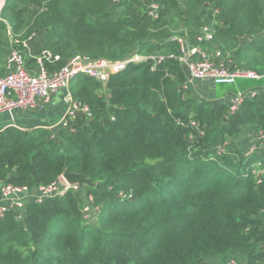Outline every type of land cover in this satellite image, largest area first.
Listing matches in <instances>:
<instances>
[{"label":"trees","instance_id":"obj_1","mask_svg":"<svg viewBox=\"0 0 264 264\" xmlns=\"http://www.w3.org/2000/svg\"><path fill=\"white\" fill-rule=\"evenodd\" d=\"M212 8L221 22L213 43L234 69L264 74V0H3L0 75L8 31L43 33L42 49L59 57L50 70L76 56L145 59L111 76L106 97L99 82L77 75L70 93L92 117L73 131L0 133V181L32 189L79 173L99 182L82 192L100 210L96 224L85 222L81 191L70 189L29 202L22 217L7 211L0 264H209L238 255L236 264H264V176L252 175L264 153L230 157L235 165L209 157L245 129L264 135V92L230 112L226 101L184 89L183 68L167 58L179 53L175 33L191 38Z\"/></svg>","mask_w":264,"mask_h":264},{"label":"built area","instance_id":"obj_2","mask_svg":"<svg viewBox=\"0 0 264 264\" xmlns=\"http://www.w3.org/2000/svg\"><path fill=\"white\" fill-rule=\"evenodd\" d=\"M117 2L118 0H112V3ZM158 9L157 4L151 3L146 8V12L150 18L155 19L158 15ZM206 17L209 18V23L200 26L191 38L187 35L185 37L173 36L171 38V41L178 44L179 53L177 56L170 55L167 58L174 59L179 63L189 83L200 80L216 87L222 85L233 86L239 80H247L262 83L260 90L264 92V74L258 75L254 72L230 67L227 63L230 54L221 46L213 43V28L218 25L215 20L219 18V11L216 8H212ZM36 37L37 34H32L23 38L8 31V51L3 65V73L0 75V114L14 109L42 111L53 95L59 92H66L64 101L68 105V110L63 121V127L69 131H73V122L78 117H83L84 121L92 117L89 108L74 100L70 93L71 83L77 75L89 76L105 88L111 76L125 70L130 63H137L145 59V57L138 54L131 55L121 61L90 60L87 57L76 56L59 69L50 70L48 65H54L59 60V57L44 49L34 53L31 42ZM152 59L161 61L163 57L157 56ZM30 61L35 64L33 67H30ZM183 88H186V84L183 85ZM257 92L258 90L252 93L236 94L229 102V111L235 112L238 110L245 98H250ZM254 137L259 140L258 148L263 154V133L255 132ZM258 166L260 171L255 178L260 181L264 176V167L258 163L254 169ZM28 189L25 186H14L11 184L0 187V194L3 198H14L7 208H0V219L7 211L14 212L18 217H22L29 202L22 200L21 195ZM37 189L40 196L35 202H41L47 197H63L70 190L61 177L49 185L39 186ZM72 190L77 192L76 187L72 188ZM81 197L84 200L81 214L85 219L84 221L89 223L90 219L88 220V218L94 212H92L93 199L92 196H88L82 191ZM236 263L238 261L232 258L222 262V264Z\"/></svg>","mask_w":264,"mask_h":264},{"label":"crops","instance_id":"obj_3","mask_svg":"<svg viewBox=\"0 0 264 264\" xmlns=\"http://www.w3.org/2000/svg\"><path fill=\"white\" fill-rule=\"evenodd\" d=\"M3 1V0H2ZM45 35L43 33L37 34V37L35 40L31 42V47L33 52H37L38 50L42 49V46L44 44ZM5 61V60H4ZM234 58L230 55L228 57V65L230 67L233 66ZM30 67H33L35 64L33 61H30ZM247 81V80H242ZM186 89L193 92V89L191 88V85L193 84L195 86L196 83L194 82H187L186 81ZM184 84V85H185ZM203 86L213 87L208 82H201ZM249 88L246 90H241V86L237 83L236 86H234L235 93L236 94H244L250 92V89H256L259 90L262 86V83L251 81L249 82ZM105 90V88H104ZM66 95V92H59L55 95H53L49 102L45 105L44 109L42 111H36V110H10V111H4L0 114V133L6 130L7 128H15L20 130L21 132L28 133L33 130H48L52 134H56V132L63 127V121L66 117V113L68 110V105L64 101V97ZM105 95L107 96V91H105ZM225 101V100H224ZM83 117H78L76 121L73 122V125H75L78 122H82ZM251 135H254L251 133ZM7 183L5 181H0V187L3 185H6ZM40 196V193L37 188L28 189L24 194L21 195L22 200H26L27 202L35 201ZM13 197L9 199H5L0 194V208H7L10 203L12 202Z\"/></svg>","mask_w":264,"mask_h":264},{"label":"rangeland","instance_id":"obj_4","mask_svg":"<svg viewBox=\"0 0 264 264\" xmlns=\"http://www.w3.org/2000/svg\"><path fill=\"white\" fill-rule=\"evenodd\" d=\"M2 4H3V1L0 0V9L2 7ZM148 6H150V4ZM215 23L219 24L220 18L216 19ZM184 32H185V34H187L186 31H184ZM175 34L179 35L180 33L178 31ZM140 56H143V54ZM193 82L196 84H195V86L192 84L191 88L193 89L195 95H197L201 98L209 99V100H217V99L225 100L229 104L230 100L232 98H234V96H235L234 95V93H235L234 86H236L238 83L241 86V88H240L241 90H245V89L247 90L250 86L249 82H251V81L239 80L233 86L222 85V86H216V87H211V88L208 86H205V85L203 86L202 84H200L201 82H204V81L195 80ZM105 91H106V89L104 90V88H102L101 94L104 97H106ZM249 91L252 93V92H256L257 90L256 89H250ZM251 133L255 134V132H250L247 129H245V130H243V132L233 136L232 137L233 140H231V138H229V137H226L223 142L218 144L215 151L209 157H211L214 160V162H216L217 164H221L224 161H227V162L229 161V163L234 164L233 160L230 159V157L234 156L235 158H240L241 156H248L250 154H254V155L262 154L258 148L259 147V140H257L254 137V135H251ZM258 163H260V165L262 167H264V163L257 162V164ZM254 167H256V165H254ZM258 168H259V166L256 169H254L252 172V175L254 177H257L259 175L260 170ZM92 209H93L92 212L93 211L94 212L91 214V216H89L88 220L90 219V222L96 224L100 210L98 207H95V206ZM90 222H89V224H92ZM232 259H234L236 261H240V262L244 261V257L242 255H238ZM222 262H223V260L212 259V260H210L209 264H222Z\"/></svg>","mask_w":264,"mask_h":264},{"label":"water","instance_id":"obj_5","mask_svg":"<svg viewBox=\"0 0 264 264\" xmlns=\"http://www.w3.org/2000/svg\"><path fill=\"white\" fill-rule=\"evenodd\" d=\"M158 161H160V160L146 159L145 164L146 165H154ZM61 179L67 185V187L69 189L76 187L77 192H80L83 189H93L99 183V182H95V183L92 182L90 179L86 178L82 174L70 173L67 171L61 175Z\"/></svg>","mask_w":264,"mask_h":264}]
</instances>
